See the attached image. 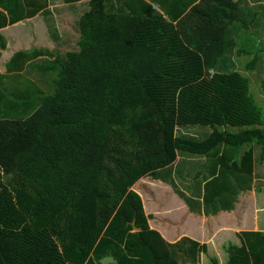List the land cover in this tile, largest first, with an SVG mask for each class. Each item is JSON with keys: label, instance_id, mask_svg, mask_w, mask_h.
Here are the masks:
<instances>
[{"label": "trees", "instance_id": "16d2710c", "mask_svg": "<svg viewBox=\"0 0 264 264\" xmlns=\"http://www.w3.org/2000/svg\"><path fill=\"white\" fill-rule=\"evenodd\" d=\"M252 1L63 0L80 15L72 44L50 0H0V30L41 15L56 45L0 75V264H201L208 246L169 244L134 187L151 177L217 215L261 181L264 116L234 70L264 52ZM239 238L229 264H264V232Z\"/></svg>", "mask_w": 264, "mask_h": 264}, {"label": "crops", "instance_id": "0c3cea01", "mask_svg": "<svg viewBox=\"0 0 264 264\" xmlns=\"http://www.w3.org/2000/svg\"><path fill=\"white\" fill-rule=\"evenodd\" d=\"M0 11L7 15V11L1 7ZM31 20L34 18L0 30V37L6 44L5 50L0 48V75L6 74V65L14 53L33 48V46L29 47L30 32H27L25 25L26 22L31 23ZM43 28L47 29L46 26ZM49 43H52V46L37 47L55 48L53 42L49 41ZM261 167L264 169V161ZM261 182L263 184L257 190L258 192L241 193L234 210L222 211L217 215H207L204 211L193 212L171 185L151 177L140 180L134 190L143 198L146 212L151 216V228L159 231L169 244H176L184 238H190L208 246V254L202 255L201 264H213L214 258H217L220 264H229L228 248L233 245L241 246L240 233L264 232V180L261 179ZM163 195L167 196L166 198L170 195L173 199H180V201L175 205H164L161 200ZM178 195L181 198H178ZM258 198H263V203L260 205L253 203ZM100 264H117V260L107 257L102 259Z\"/></svg>", "mask_w": 264, "mask_h": 264}, {"label": "rangeland", "instance_id": "374dc122", "mask_svg": "<svg viewBox=\"0 0 264 264\" xmlns=\"http://www.w3.org/2000/svg\"><path fill=\"white\" fill-rule=\"evenodd\" d=\"M50 1L52 2V4H55L51 6V11L56 16L55 22H56L59 32H61L60 34H62V37L64 38L63 41L67 40V41H70V43L75 44L80 38V32L78 31V26H79L78 20L80 19V15L75 12V9H71L70 6L64 5L63 0H50ZM250 2H253V1L250 0ZM40 16L39 17L36 16L37 17V18L35 17L36 19L34 18V20L30 21L31 23H28V22L25 23L27 32L28 31L30 32V34H28L29 39H30L29 47L33 46L34 48V46H36V48H38L37 46H40V47L52 46V43L48 44L49 41L50 42L52 41L50 39V35L48 34L47 29L45 30L43 28L44 26H46V23L44 19ZM58 30L56 29V31ZM258 37L259 39L261 38L263 39V40L262 39L260 40L261 42L264 41V23H263V29L259 32ZM53 45L56 46L54 43ZM261 57L262 59L258 67L255 70H249V71L246 69V65L250 61V59L247 56H243L239 58L236 57L234 60L235 61L234 70L240 71L241 73L245 74L246 77L247 76L249 77L250 83H251L250 85L251 92L253 93V96L255 97L257 104L261 108L263 112V116H264V85H263L264 52L261 53ZM257 153L259 154V151H257ZM197 162L198 161H196V163ZM202 162H204V159L199 160V163H202ZM258 175L260 176L262 180H264V169H262V167H260L257 170V173H256L257 178H258ZM260 182L261 181L256 180L251 191L258 192L257 190L260 187V184H259ZM261 186H262V183H261ZM166 197L167 196H164V195L161 197V200L163 201L164 205H167V204L175 205V203L180 201V199H176V200L173 199L170 195H169V198H166ZM178 198H181V197L178 195ZM262 201H263V198H258L255 201H253V203H256V205H260V203H263Z\"/></svg>", "mask_w": 264, "mask_h": 264}, {"label": "water", "instance_id": "95a60500", "mask_svg": "<svg viewBox=\"0 0 264 264\" xmlns=\"http://www.w3.org/2000/svg\"><path fill=\"white\" fill-rule=\"evenodd\" d=\"M132 224V226L134 227L135 229V232H140L142 231V229L140 227L137 226V221L135 220L134 222L130 223Z\"/></svg>", "mask_w": 264, "mask_h": 264}]
</instances>
